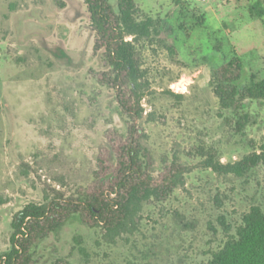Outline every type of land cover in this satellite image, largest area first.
<instances>
[{
    "label": "rangeland",
    "instance_id": "374dc122",
    "mask_svg": "<svg viewBox=\"0 0 264 264\" xmlns=\"http://www.w3.org/2000/svg\"><path fill=\"white\" fill-rule=\"evenodd\" d=\"M136 2L158 30L138 46L141 144L156 180L178 162L184 183L145 202L134 229L113 243L72 216L32 248V264H208L251 207L264 210V167L236 178L203 165L209 154L239 161L264 142V102H244L241 130L242 116L214 93V72L233 55L244 63L240 87L264 79V16L251 12L258 0ZM94 40L84 0H0V255L18 212L57 193L80 200L108 178L98 173L107 134L126 137L132 120ZM180 80L184 94L171 90Z\"/></svg>",
    "mask_w": 264,
    "mask_h": 264
},
{
    "label": "trees",
    "instance_id": "16d2710c",
    "mask_svg": "<svg viewBox=\"0 0 264 264\" xmlns=\"http://www.w3.org/2000/svg\"><path fill=\"white\" fill-rule=\"evenodd\" d=\"M84 1L95 33L94 51L102 52L111 69L117 103L132 123L122 140H115L114 133L107 134L108 147L101 149L98 158V173L108 177L105 181L93 185L80 200L57 193L47 204H29L14 216L11 249L0 255V264H32V248L75 215L90 227L100 228L106 241L113 243L116 237L134 229L135 219L145 202L162 201L184 183L187 170L178 162H173L160 179L153 177L150 155L142 147L136 124L143 112L144 87L138 46L158 34L156 22L151 18L140 19L136 0H118V11L109 0ZM261 1L251 8V12L256 10L258 18L264 16L259 8ZM243 68L241 58L233 55L214 72V93L223 110L242 116L245 122L241 130L249 120L244 102H264V79L252 76L248 85L239 86ZM203 165L221 176L247 177L264 167V142L239 161L223 164L209 154ZM208 264H264L261 206L251 207L235 234L213 253Z\"/></svg>",
    "mask_w": 264,
    "mask_h": 264
},
{
    "label": "built area",
    "instance_id": "2783aa9c",
    "mask_svg": "<svg viewBox=\"0 0 264 264\" xmlns=\"http://www.w3.org/2000/svg\"><path fill=\"white\" fill-rule=\"evenodd\" d=\"M188 84L183 83L180 80L178 83H175L171 86V90L176 94H184L187 91Z\"/></svg>",
    "mask_w": 264,
    "mask_h": 264
}]
</instances>
